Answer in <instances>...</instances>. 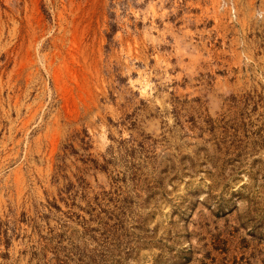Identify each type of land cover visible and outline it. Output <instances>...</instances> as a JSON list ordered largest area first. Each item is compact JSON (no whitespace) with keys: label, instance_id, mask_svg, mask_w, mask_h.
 <instances>
[{"label":"rangeland","instance_id":"374dc122","mask_svg":"<svg viewBox=\"0 0 264 264\" xmlns=\"http://www.w3.org/2000/svg\"><path fill=\"white\" fill-rule=\"evenodd\" d=\"M0 264H264V0H0Z\"/></svg>","mask_w":264,"mask_h":264}]
</instances>
